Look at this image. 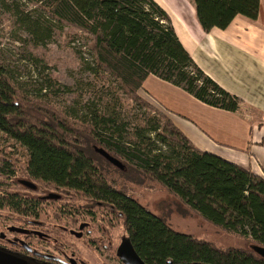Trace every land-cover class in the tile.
Listing matches in <instances>:
<instances>
[{
  "label": "trees",
  "instance_id": "16d2710c",
  "mask_svg": "<svg viewBox=\"0 0 264 264\" xmlns=\"http://www.w3.org/2000/svg\"><path fill=\"white\" fill-rule=\"evenodd\" d=\"M24 1L31 7L16 8L14 14L35 45H47L56 27L84 31L90 38L96 75L105 81L113 78L141 106L152 108L138 92L148 75L155 74L209 105L238 110L240 99L196 65L170 16L156 1ZM194 2L206 31L228 27L238 14L255 19L260 7V0ZM154 110L159 113L143 111L138 116L142 124L133 137L128 136L127 123L115 115L95 113L72 120L65 112L35 101L0 67V131L28 149L35 174L83 193L93 205L116 207L111 217L122 220L129 242L147 264H264V257L251 248L264 246V178L201 150L165 113ZM79 142H96L116 152L126 159L125 169L117 172L138 182L142 175L150 176L215 226L252 243L248 248H221L173 229L107 179L97 162L105 158L87 152ZM32 203L27 200L24 205L32 207Z\"/></svg>",
  "mask_w": 264,
  "mask_h": 264
},
{
  "label": "rangeland",
  "instance_id": "374dc122",
  "mask_svg": "<svg viewBox=\"0 0 264 264\" xmlns=\"http://www.w3.org/2000/svg\"><path fill=\"white\" fill-rule=\"evenodd\" d=\"M24 7L30 8L31 4L24 0H0V67H3L15 84L23 88L35 101L38 99L41 103L53 106L68 114L71 119L78 120L87 117L88 114L91 118L95 113L105 114L107 117L115 115L120 122L127 123L125 129L128 136L132 134V137L137 125L142 124L138 121V116L143 111L151 115L159 113L154 110L158 107L142 97L139 92L138 94L148 101L152 108L141 106L131 98L132 96L121 91L113 78L105 81L96 75L93 55L89 48L90 38L84 31L72 26L56 27L47 45H35L14 14L16 8L24 10ZM76 143L73 141V144ZM79 144L85 146L87 152L91 153L92 150L99 155L94 148L101 146L99 143ZM108 150L125 162V158ZM28 155L23 145L0 131V159L18 161L17 164L24 168V177ZM97 162L107 179L114 182L117 188L125 190L146 208L163 217L173 229L193 234L221 248L229 246L248 248L252 243L239 234L228 233L215 226L150 176L142 175L139 180L141 182L134 181L131 179L132 175L130 179L123 176L115 170L118 168L107 160L98 159ZM4 176L0 175V188L15 187ZM63 191L62 200L46 203L44 210L39 214L45 225L52 228L53 238H58L65 245H73L68 247L70 251L67 256L65 251L60 252L52 245L51 247L45 245L44 249L57 251L56 255L64 261L65 257L68 259L72 256L74 259L84 260L86 264H122L116 255L117 247L128 239L122 220L114 216L108 229V237L113 242V248L107 251L98 246L96 248L95 245L89 246L86 244L87 239L76 238L70 234L68 228L72 225L68 220L72 219L70 213H73L70 207L76 213L78 208H82V215H85V207L93 206L92 200L75 190ZM98 210L104 211L102 208ZM12 213L14 212L9 207L0 208V232H5L8 236L10 233L6 228L12 222L9 219ZM63 226H68L69 233L60 231ZM72 249H76L74 255L71 253Z\"/></svg>",
  "mask_w": 264,
  "mask_h": 264
},
{
  "label": "crops",
  "instance_id": "0c3cea01",
  "mask_svg": "<svg viewBox=\"0 0 264 264\" xmlns=\"http://www.w3.org/2000/svg\"><path fill=\"white\" fill-rule=\"evenodd\" d=\"M154 1L196 65L240 104L236 111L209 105L155 74L139 94L198 148L264 178V0L257 18L238 14L228 27L210 31L202 27L194 0Z\"/></svg>",
  "mask_w": 264,
  "mask_h": 264
},
{
  "label": "flooded vegetation",
  "instance_id": "af4514ba",
  "mask_svg": "<svg viewBox=\"0 0 264 264\" xmlns=\"http://www.w3.org/2000/svg\"><path fill=\"white\" fill-rule=\"evenodd\" d=\"M107 151L112 154L109 150ZM112 155L115 156L114 154ZM30 160L31 156L28 155V161L25 167L26 177H24V168L17 164L18 161L13 162L8 160V158L5 160L0 159V175H6L4 176L6 180H9L11 184L15 186L13 188H0V207H9L14 212L9 218L12 222H10V225H7L6 228L10 235L8 236L5 232H0V249L29 260L33 264L83 263L84 260L74 259L72 256L68 259L65 257L66 261H64L56 255L57 251L51 252L44 249L45 245H48L47 247H51L52 245L60 252L65 251V255L67 256L68 251H70L68 247L73 245H65L61 243L62 241L58 238H53L52 228L45 225L39 214V212L44 210L46 203H50L52 200V202L62 200V196H64L63 190L73 189L60 185L58 182H51L48 178L35 174L32 169H30ZM105 160L107 159L105 158ZM8 197L10 201H8ZM2 200L4 202H1ZM27 200L33 201L32 207L24 205V202ZM102 206L93 205L92 207H85V215H82V208H78L76 213V211H72L73 209L70 207V211L74 214L70 213L72 219L68 221L72 226L69 228L68 226H63L60 228V231L66 233L69 230L72 236L87 239L88 243L86 244L89 246L95 245V247L98 246L108 251L111 247L113 248V242L111 238L108 237V229H110V223L113 221L111 215H114L117 209L116 207ZM100 208L104 209V211L98 210ZM48 211L51 210L48 209ZM19 216L20 218H17ZM126 242H122L117 247L116 255L122 264H126L122 256ZM75 250L76 249L71 250L73 255L76 252Z\"/></svg>",
  "mask_w": 264,
  "mask_h": 264
},
{
  "label": "water",
  "instance_id": "95a60500",
  "mask_svg": "<svg viewBox=\"0 0 264 264\" xmlns=\"http://www.w3.org/2000/svg\"><path fill=\"white\" fill-rule=\"evenodd\" d=\"M95 149L110 163L117 166L121 170L125 169V164L117 157L110 154L105 148L95 146ZM251 248L260 256L264 257V246L252 244ZM123 259L126 264H147L135 251L133 245L127 240L123 249ZM0 264H31L26 259L12 254L8 251L0 249Z\"/></svg>",
  "mask_w": 264,
  "mask_h": 264
}]
</instances>
